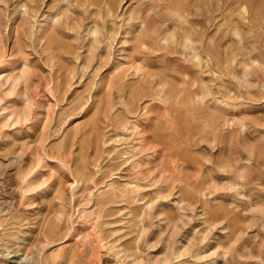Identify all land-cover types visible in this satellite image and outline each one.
<instances>
[{
  "label": "rangeland",
  "instance_id": "1",
  "mask_svg": "<svg viewBox=\"0 0 264 264\" xmlns=\"http://www.w3.org/2000/svg\"><path fill=\"white\" fill-rule=\"evenodd\" d=\"M0 30V264H264V0H0Z\"/></svg>",
  "mask_w": 264,
  "mask_h": 264
},
{
  "label": "bare ground",
  "instance_id": "2",
  "mask_svg": "<svg viewBox=\"0 0 264 264\" xmlns=\"http://www.w3.org/2000/svg\"><path fill=\"white\" fill-rule=\"evenodd\" d=\"M69 17V16H68ZM54 18V17H53ZM54 24V23H53ZM61 24V23H60ZM43 27V26H42ZM1 31V30H0ZM106 31V30H105ZM51 34V33H50ZM97 35V34H96ZM52 36V35H51ZM40 37H41V35H40ZM90 37V36H89ZM45 38V37H44ZM40 39V38H39ZM52 42H54V41H52ZM19 64V63H18ZM17 64V65H18ZM0 78H1V76H0ZM3 79H5V80H7V82H10V84H11V86H10V88H13L14 86H16V84H17V82H18V80H19V76L18 75H15V76H12V75H5L4 77H2ZM6 82V83H7ZM19 83V82H18ZM29 98V97H28ZM6 108L7 107H2V109L3 110H6ZM13 111L11 110L10 111V114L12 113ZM10 114H8V116L10 115ZM13 114V113H12ZM7 116V115H6ZM133 126V125H132ZM131 126V127H132ZM133 130V129H132ZM145 137V136H144ZM145 139V138H144ZM146 139H147V136H146ZM148 140V139H147ZM150 143V142H149ZM150 145V144H149ZM142 146V145H141ZM144 147V146H143ZM143 147H141V148H143ZM139 148H140V146H139ZM146 148V147H145ZM172 162V161H171ZM129 194H131V193H129ZM70 217V216H69ZM42 245H44V244H42ZM44 246H46V244L44 245ZM56 252V251H55ZM64 252V251H63ZM11 253V252H10ZM56 254H58V253H56ZM60 254H61V252H60ZM59 254V255H60ZM66 254V253H65ZM6 255H8V252L6 253ZM22 255V253H14L13 255H11V256H7V257H12V256H19V259H18V263L17 264H21V261L22 260H24L25 259V257H22L21 256ZM7 257H5L4 258V260L5 259H7ZM66 257V256H65ZM58 258H60L61 259V257H58V256H56L55 257V261H57L58 260ZM54 261V260H53ZM49 262V261H48ZM48 264V263H47Z\"/></svg>",
  "mask_w": 264,
  "mask_h": 264
}]
</instances>
